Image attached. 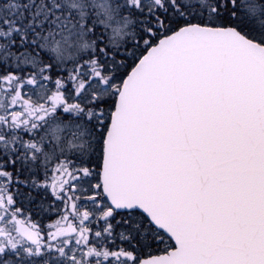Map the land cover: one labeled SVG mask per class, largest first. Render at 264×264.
I'll return each instance as SVG.
<instances>
[{"label":"snow or ice","instance_id":"snow-or-ice-1","mask_svg":"<svg viewBox=\"0 0 264 264\" xmlns=\"http://www.w3.org/2000/svg\"><path fill=\"white\" fill-rule=\"evenodd\" d=\"M0 264H264V0H0Z\"/></svg>","mask_w":264,"mask_h":264}]
</instances>
